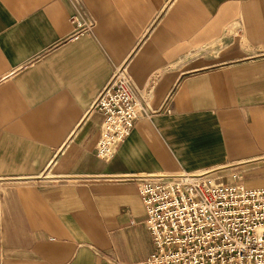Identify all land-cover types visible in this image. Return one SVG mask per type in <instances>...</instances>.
I'll return each instance as SVG.
<instances>
[{
	"label": "crops",
	"instance_id": "obj_1",
	"mask_svg": "<svg viewBox=\"0 0 264 264\" xmlns=\"http://www.w3.org/2000/svg\"><path fill=\"white\" fill-rule=\"evenodd\" d=\"M0 0V264H137L138 178L264 187V0ZM126 65L144 114L108 162L91 110ZM244 176V179H243Z\"/></svg>",
	"mask_w": 264,
	"mask_h": 264
},
{
	"label": "built area",
	"instance_id": "obj_2",
	"mask_svg": "<svg viewBox=\"0 0 264 264\" xmlns=\"http://www.w3.org/2000/svg\"><path fill=\"white\" fill-rule=\"evenodd\" d=\"M68 1L73 36L91 32L81 0ZM91 110L103 117L95 153L108 162L144 114L126 65L114 69ZM137 190L153 247L137 264H264V187H246L237 172L181 171L139 177Z\"/></svg>",
	"mask_w": 264,
	"mask_h": 264
},
{
	"label": "rangeland",
	"instance_id": "obj_3",
	"mask_svg": "<svg viewBox=\"0 0 264 264\" xmlns=\"http://www.w3.org/2000/svg\"><path fill=\"white\" fill-rule=\"evenodd\" d=\"M243 179H244V176H243ZM242 182V181H241Z\"/></svg>",
	"mask_w": 264,
	"mask_h": 264
}]
</instances>
